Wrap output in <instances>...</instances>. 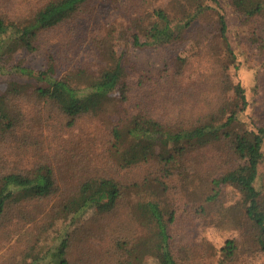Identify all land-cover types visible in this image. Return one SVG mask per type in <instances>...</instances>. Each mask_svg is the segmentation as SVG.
<instances>
[{
    "label": "trees",
    "instance_id": "trees-1",
    "mask_svg": "<svg viewBox=\"0 0 264 264\" xmlns=\"http://www.w3.org/2000/svg\"><path fill=\"white\" fill-rule=\"evenodd\" d=\"M228 2L240 13L239 24L264 27V0ZM108 5L121 11L122 22L100 24ZM11 14H0V77L9 75L20 85L0 92V229L5 238L16 234L26 239L18 253L22 259L10 264H141L146 256L154 264H189L173 245L184 200L204 225L209 215V222L226 232L217 264L231 262L240 253H264V193L257 186L264 127L244 120V93L217 62V57L234 61V52L215 0H19ZM211 17L219 24L215 59L210 55L214 44L197 30ZM63 25L71 27L67 38L76 34L75 50L89 44L88 39L96 43L90 49L103 59L98 70L61 64L60 52L50 49L43 70L24 60L7 64L18 52L38 51L40 35ZM121 42L137 49L185 45L187 61L151 75L135 67L139 74L134 78ZM195 56V67L188 68ZM214 85L215 95L209 91ZM229 90L241 101L239 112L229 110ZM27 97L55 107L64 129L82 128L86 118L101 121L105 130L98 138L107 161L81 153L76 158V151L55 137L52 125L46 144L54 145L44 151L37 140L42 129L34 132L21 111V99ZM21 135L23 143L30 140V148L21 152L32 154L29 167L12 159L18 155ZM131 140L140 141V150L118 155ZM54 158L64 167L58 170ZM201 171L206 193L195 196L186 188ZM229 193L234 198L223 204ZM89 209L92 215L82 217ZM96 237L104 245L102 251L90 244ZM192 253L195 260V250ZM183 256L188 258L187 253Z\"/></svg>",
    "mask_w": 264,
    "mask_h": 264
},
{
    "label": "rangeland",
    "instance_id": "rangeland-1",
    "mask_svg": "<svg viewBox=\"0 0 264 264\" xmlns=\"http://www.w3.org/2000/svg\"><path fill=\"white\" fill-rule=\"evenodd\" d=\"M215 1L218 3V6L226 19L227 38L234 52V61H224L217 57L218 53L216 51L219 49V24L216 18L211 17L207 21H202L197 30L202 34V37L206 42L214 44V53L210 55H213L214 59L217 57L218 64L223 63L227 68V73L233 86L239 85L242 89L247 102L246 107L243 108L241 113L244 120L247 122L252 121L259 127H264V27L260 29L257 27L256 22L239 24L238 15L240 13L236 12L235 8L228 2V0ZM18 3L19 0H0V14L12 15L11 13L16 9ZM213 5H215V3H213ZM102 11L103 14L100 22V24L102 23V26H108L113 22L123 21V14H121V11L112 8L110 5L105 6ZM254 20L255 19L252 21ZM91 27L93 28V26ZM69 31H71L69 25H63L44 31L39 38L41 46L38 51L30 54L18 52L10 57V59H7V64L12 65L20 60H24L23 62L29 67L43 70L47 66V51L50 49L52 52L56 53V55L60 52L57 57L61 64L69 63L71 66L77 68L88 67L91 71L98 70L100 65H102L103 59L100 56H96L95 52L90 49V46L96 45V43L94 44L93 40L88 39L87 41H89V44L81 47L79 46V48L75 50L72 43L75 41L76 34L67 38V33H69ZM96 31L101 32L102 30L98 29ZM253 36L255 38L258 37L260 40H254ZM87 41L85 43H87ZM259 41H262L263 43H260ZM116 43L117 42H115V44ZM120 47L126 51V65L129 68L134 69L131 74L134 78L139 74L138 72H135V67L140 70L139 72L151 75L163 71L168 65H170L172 69L178 68L182 63L187 61L185 53L187 46L185 45L174 49H137L131 44L121 42ZM190 54L195 55L194 51H191ZM198 56L191 58L192 63L190 62V64H188V68L195 67V62L198 59ZM201 63L205 66L203 61ZM16 84L20 85V83L14 84V80L9 75H3L0 77V92L7 93L12 87L14 88ZM209 91L215 95L216 85L210 86ZM26 93H30V87L26 88ZM227 94L233 101L231 106H229V110L239 112V109L242 107L241 101L235 95L234 91L229 90ZM21 100H23L20 102L21 111L29 119L28 122L30 128L36 133H39L42 129L41 136L40 134L38 136L37 134L35 135L37 136L38 142L44 144V151L50 150L49 147L54 145L52 142L46 144L51 140L49 133H51L50 125H52L55 137L60 139L59 141L61 142L64 140V145L67 149L72 150L73 152L76 151V153L74 152L76 158L81 153L82 155L85 154L91 157L100 155L102 162L107 161L105 156L102 155L105 150L103 142L98 138L101 136L103 130H105V125L101 121L86 118L80 123L82 128L78 127L72 130L64 129L60 119L56 117L55 107L51 104L43 101L37 102V100H33L29 97ZM163 100L164 99L161 101ZM199 101L196 104L198 108L201 106ZM164 108L167 112H170L169 106H165ZM90 131L91 134L88 135ZM18 138L21 146L18 149L19 152L17 157L12 159H20L23 167H29L30 161L32 162V154L27 152L26 154L21 155V152L24 150L25 146L27 149L30 148L28 144L30 140L23 143L22 135ZM31 139L34 141L35 136ZM14 140L15 139H11L13 142ZM6 145L9 146L10 141ZM140 147V141H127L124 148L119 150L118 155L119 153L127 151L134 154L140 150ZM62 150L63 148L61 147L60 151L62 152ZM22 157H24V159ZM56 160H59L58 164L55 163ZM110 160L116 162L117 158H112ZM52 163L58 170L64 167V162L59 158H54ZM258 169L260 179L257 182V186L264 193V160L261 161ZM203 171L194 174L196 177L193 178L191 185L186 188L187 192H191L195 196H199V193H206V184H203L205 183ZM68 187L69 184L64 185V188ZM170 194L171 197L174 196L172 191ZM233 198L234 195L229 193L227 199L223 198L221 202L227 204ZM190 205L191 203L187 200H184L180 204L178 210L180 214H182V219L174 226L173 245L178 252L181 251L179 255L184 257L185 261L189 264H217V261L223 256V253L222 251L220 252V250L224 245L226 232H224V230L216 229L211 222H209L212 219L209 215L205 218L206 224L204 225V220L197 217L194 210L190 208ZM93 212V209H89L82 217L88 218ZM121 213H126V208L123 205ZM216 214L218 213L216 212ZM207 223H210L211 226ZM212 223H214V221ZM60 224V221L57 222L53 229L58 230ZM4 235L5 233L0 229V264H10L11 262L13 263L18 260V258L20 261L22 258L18 256V253L19 250L23 248L26 238L16 234H10L8 238H5ZM90 244L98 248L99 251H102L100 249L102 242L97 237L96 239L93 238L90 240ZM103 247L104 245H102V248ZM192 249L195 250V253L197 254L195 260H193ZM184 253H187L188 258L183 256ZM240 254L239 257L234 258L231 262L228 261L226 264H264V253L257 252L251 257L249 255L247 256V254ZM141 264H154V260L146 256Z\"/></svg>",
    "mask_w": 264,
    "mask_h": 264
}]
</instances>
